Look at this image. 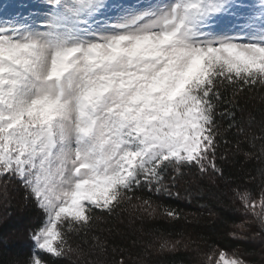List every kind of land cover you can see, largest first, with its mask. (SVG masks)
<instances>
[{"label":"snow or ice","instance_id":"6c2138e0","mask_svg":"<svg viewBox=\"0 0 264 264\" xmlns=\"http://www.w3.org/2000/svg\"><path fill=\"white\" fill-rule=\"evenodd\" d=\"M41 4L24 15L0 3V180L18 182L42 213L26 264H60L82 254L70 233L87 235L99 214L131 205L175 222L153 195L172 196L185 170L224 178L225 132H244L227 90L264 89V0H172L123 8L112 23L98 19L107 0ZM258 172V198L236 196L264 237ZM168 236L158 233L161 253L193 243ZM201 264L246 261L211 246Z\"/></svg>","mask_w":264,"mask_h":264},{"label":"trees","instance_id":"16d2710c","mask_svg":"<svg viewBox=\"0 0 264 264\" xmlns=\"http://www.w3.org/2000/svg\"><path fill=\"white\" fill-rule=\"evenodd\" d=\"M227 96L236 104L237 119L242 122L244 132L237 129L225 132L230 143L220 149L224 158H218L224 178L185 170L172 196L153 195L155 205L178 211L180 219L175 222L158 214H138L131 205L113 215L99 214L87 235L70 233L72 246L78 245L82 254L63 258L60 264H117L120 259L127 264H201L211 246L229 255L237 252L246 264H264L260 224L244 212L236 196L237 191L244 189L259 196L258 169L264 167L259 159L264 147L259 139L264 136V89L256 87L234 97L229 88ZM222 125L226 129L227 121H222ZM237 144L240 151H236ZM245 153L252 155L249 158ZM41 216L18 182L0 180V264H26L33 250V230ZM241 224L243 229L238 227ZM160 232L166 236L170 233L167 238L193 243L187 248L181 246L179 250L161 253ZM97 241L104 243L103 253L94 247ZM149 242H155L156 247L149 248Z\"/></svg>","mask_w":264,"mask_h":264},{"label":"rangeland","instance_id":"374dc122","mask_svg":"<svg viewBox=\"0 0 264 264\" xmlns=\"http://www.w3.org/2000/svg\"><path fill=\"white\" fill-rule=\"evenodd\" d=\"M5 2L17 5L15 9H9L10 12L15 11L17 13H23L24 15H27L29 11L36 13H43L47 11V8L41 4V0H0V3ZM170 2H172V0H107V3L110 5V8L103 16L98 17V19H100L101 21L108 20L109 23H112L115 21V18L120 13V10L123 8H143L150 4H166ZM243 2L248 3L249 0H243ZM256 2L258 5L260 0H256Z\"/></svg>","mask_w":264,"mask_h":264}]
</instances>
